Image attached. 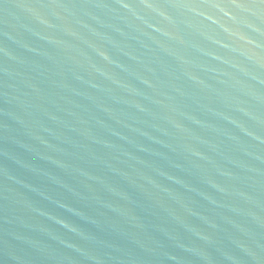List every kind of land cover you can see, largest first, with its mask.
I'll return each mask as SVG.
<instances>
[{"label": "water", "instance_id": "1", "mask_svg": "<svg viewBox=\"0 0 264 264\" xmlns=\"http://www.w3.org/2000/svg\"><path fill=\"white\" fill-rule=\"evenodd\" d=\"M0 264H264V0H0Z\"/></svg>", "mask_w": 264, "mask_h": 264}]
</instances>
